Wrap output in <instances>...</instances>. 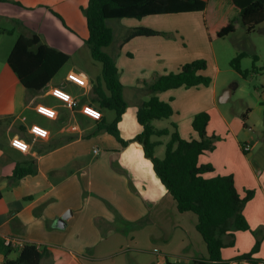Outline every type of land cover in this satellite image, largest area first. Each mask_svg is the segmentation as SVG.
<instances>
[{"label": "crops", "instance_id": "1", "mask_svg": "<svg viewBox=\"0 0 264 264\" xmlns=\"http://www.w3.org/2000/svg\"><path fill=\"white\" fill-rule=\"evenodd\" d=\"M14 1L20 6L0 3V16L18 21L15 32L28 36L36 33L42 43L68 53L70 58L42 88H27L7 60L18 35L0 32L8 36L3 37L8 45L0 55V239L49 248L52 255L41 264H193L196 259L207 258L197 216L179 211L142 144L130 141L123 146L114 135L97 129L114 121L116 113L92 98L102 64L92 57L86 43L89 29L84 8L89 0ZM214 2L213 17L239 15L232 0ZM12 5L17 7L11 10ZM145 18L130 21L123 38L115 36L106 47L116 57L124 84L128 107L118 127L126 140L143 130L137 112L154 95L147 84L168 73L165 65L173 60L168 59L166 40L160 35L124 41L130 28L148 26ZM204 19L203 15L202 24ZM176 53L172 52L176 71L184 63L202 58L200 51L182 58ZM217 70L218 74L221 69ZM215 81L213 76L209 86L179 87L155 94L171 103L173 114L169 118L184 138L197 137L192 120L199 112L209 113L208 133L221 138L213 150L200 156V162L212 164L213 174H232L242 196L247 190L254 191L243 209L250 229L223 236L222 258L227 264H256L237 257L252 251L259 241V251L252 257L255 261L264 259V138L244 137L237 124L229 120L218 104L221 95ZM233 89L225 90L222 101L231 97ZM259 98L257 109L264 112V98ZM255 107L249 108L247 120ZM216 117L220 120L217 124ZM33 127L39 129L37 133ZM248 141L253 147L246 152L243 145ZM29 160L36 161L37 173L14 178L16 166ZM63 216L66 221L59 224ZM17 255L14 250L9 256ZM4 258L0 249V264Z\"/></svg>", "mask_w": 264, "mask_h": 264}, {"label": "trees", "instance_id": "2", "mask_svg": "<svg viewBox=\"0 0 264 264\" xmlns=\"http://www.w3.org/2000/svg\"><path fill=\"white\" fill-rule=\"evenodd\" d=\"M215 0H89L84 8L87 17L89 37L86 40L92 57L102 64V74L93 86L92 98L103 108L114 110L116 118L111 123L99 125L114 135L123 146L130 141L142 144L145 154L152 160L154 170L162 183L177 202L179 211L193 212L197 218V230L203 236L208 249V257L196 259L193 264H227L222 258L225 246L223 236L235 230H248L250 225L243 214L248 200L254 196L253 190H247L242 196L237 189L232 174H213L214 167L210 163H201L200 156L216 147V141L221 137L208 133L210 115L203 111L197 113L192 120V128L197 137L184 138L178 126L173 123L174 130L168 127L159 128L154 120L169 118L173 114L170 102L160 100L155 94L179 87L209 86L213 78L204 73L207 63L204 59H195L183 64L178 71L160 75L148 89L154 95L139 106L137 118L143 130L130 140L124 139L118 127L128 103L124 97V84L120 79L116 57L106 50L115 38L114 30L108 25V19L137 18L142 19L152 15L201 12L210 41L221 39L236 29L237 16L227 19L212 16ZM239 8V15L248 31L264 22V0H232ZM14 2L13 0H0ZM18 3V2H17ZM2 33H15L14 28L0 26ZM164 32L147 27L130 28L124 41L136 36H154ZM245 51L238 53L231 65L247 77L249 70H243L241 60ZM70 55L48 44L42 43L38 34L32 36L18 34L17 40L8 55V63L27 88L39 89L48 83L60 67L66 63ZM255 60L258 55H254ZM246 118V116H244ZM169 135L164 156L158 157L155 148L161 143L157 137ZM37 173L35 160H29L26 165H17L13 177L21 179L28 174ZM0 197L2 193L0 192ZM258 241L252 251L239 255L237 260L256 262L252 255L259 251ZM0 249L5 258L3 264H41L52 253L47 247L36 244L8 245L0 239ZM16 250L18 255L10 257ZM170 264V263H168Z\"/></svg>", "mask_w": 264, "mask_h": 264}, {"label": "rangeland", "instance_id": "3", "mask_svg": "<svg viewBox=\"0 0 264 264\" xmlns=\"http://www.w3.org/2000/svg\"><path fill=\"white\" fill-rule=\"evenodd\" d=\"M14 2L17 6L18 4L20 6L19 2ZM17 6L12 5L9 9L12 10ZM5 8H7V6L3 9ZM224 11L227 12V10ZM231 17H233V15H231ZM236 18L235 31L215 41H210L209 38L206 40L207 31L204 24L201 22L203 20V13L200 12H193L190 14L152 15L147 16L143 22L148 24L147 27L156 29L154 26H157L159 31L164 32L159 35L166 40L165 53L169 56L168 59L173 58V60H168V63H166L165 70L167 71L165 72H171V70L175 72L177 70L174 69L176 68L177 60L172 57L173 51L177 52L176 54L179 58L185 57L193 51L201 52V59H204L207 63V67L203 71L212 72V76H210L212 78L214 76L216 79L215 84L219 95H221L218 99V104L228 113L229 120L234 122L235 125L237 124V128L244 132V137L252 135L253 139L260 140L264 138V112L257 109V106L260 95L264 98V22L256 25L253 30L248 31L243 25L241 17L237 15ZM140 20L141 19L137 18L123 20L115 18L108 19L107 23L113 28L116 39H121L127 30L126 26H131L130 21L138 22ZM17 22L18 21L15 19L0 16V26L2 27L9 29L15 27L17 28L16 30H19V24H17ZM200 31L201 34H203V41H201L202 38L200 40ZM18 33L17 31L14 35L17 36ZM3 37L8 36L0 35V55L3 54L8 45L3 41V39L7 38ZM210 46L212 47L211 49ZM241 51L246 52V55L241 60V67L243 70L250 71L247 77L242 75L231 65V60ZM214 53H216L217 61ZM254 55H258L257 60H255ZM169 65L171 66L169 68H172L171 70L168 69ZM217 67L221 69L218 74L216 73L218 71ZM230 87H234L232 91L233 94L227 101H222V98L226 95L225 90ZM253 106H256V109L251 113L250 119L247 120L244 116L249 112V108ZM234 116H237V119L236 117L232 119ZM218 119V117L214 119L216 124L220 121ZM154 125L160 128L168 127L171 131L175 129L173 120L170 118L156 120L154 121ZM210 135H212V133ZM157 139H159L161 143L156 146L155 154L162 158L165 154L166 142L169 139V135H163L157 137Z\"/></svg>", "mask_w": 264, "mask_h": 264}, {"label": "built area", "instance_id": "4", "mask_svg": "<svg viewBox=\"0 0 264 264\" xmlns=\"http://www.w3.org/2000/svg\"><path fill=\"white\" fill-rule=\"evenodd\" d=\"M73 104H76V102H74ZM38 128L37 127H33L32 128V131H34V132H38ZM252 147H253V144L252 143H249V142H247V143H245L244 145H243V149L246 151V152H249L250 150H252ZM6 243L8 244V245H13V244H15V245H24V243H22L21 241H19V240H17V239H13V238H8L7 240H6ZM257 264H264V259H261V260H259L258 262H257Z\"/></svg>", "mask_w": 264, "mask_h": 264}, {"label": "water", "instance_id": "5", "mask_svg": "<svg viewBox=\"0 0 264 264\" xmlns=\"http://www.w3.org/2000/svg\"><path fill=\"white\" fill-rule=\"evenodd\" d=\"M65 221H66V216H63V217L58 219L59 224H62V223L64 224Z\"/></svg>", "mask_w": 264, "mask_h": 264}]
</instances>
